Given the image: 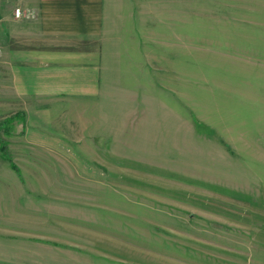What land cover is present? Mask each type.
Listing matches in <instances>:
<instances>
[{
  "label": "rangeland",
  "instance_id": "1",
  "mask_svg": "<svg viewBox=\"0 0 264 264\" xmlns=\"http://www.w3.org/2000/svg\"><path fill=\"white\" fill-rule=\"evenodd\" d=\"M11 2L0 264H264V0H112L131 51L51 90L2 67Z\"/></svg>",
  "mask_w": 264,
  "mask_h": 264
},
{
  "label": "crops",
  "instance_id": "2",
  "mask_svg": "<svg viewBox=\"0 0 264 264\" xmlns=\"http://www.w3.org/2000/svg\"><path fill=\"white\" fill-rule=\"evenodd\" d=\"M11 1L3 19L1 64L17 88H94L104 52L131 51L121 45L123 27L110 17L112 0ZM18 8L35 15L16 18ZM6 247L7 241L0 242Z\"/></svg>",
  "mask_w": 264,
  "mask_h": 264
},
{
  "label": "trees",
  "instance_id": "3",
  "mask_svg": "<svg viewBox=\"0 0 264 264\" xmlns=\"http://www.w3.org/2000/svg\"><path fill=\"white\" fill-rule=\"evenodd\" d=\"M1 150H2V152L4 153L5 157L7 158V155H6V147H5V146H1ZM7 159H8V158H7ZM8 160H9V159H8ZM12 167H13V169H16V168H15V165H13Z\"/></svg>",
  "mask_w": 264,
  "mask_h": 264
},
{
  "label": "built area",
  "instance_id": "4",
  "mask_svg": "<svg viewBox=\"0 0 264 264\" xmlns=\"http://www.w3.org/2000/svg\"><path fill=\"white\" fill-rule=\"evenodd\" d=\"M21 15H22L21 9L18 8V9L16 10V16L20 17Z\"/></svg>",
  "mask_w": 264,
  "mask_h": 264
}]
</instances>
